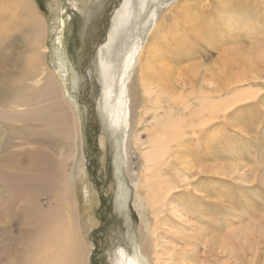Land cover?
<instances>
[{
	"label": "rangeland",
	"instance_id": "1",
	"mask_svg": "<svg viewBox=\"0 0 264 264\" xmlns=\"http://www.w3.org/2000/svg\"><path fill=\"white\" fill-rule=\"evenodd\" d=\"M34 1L48 22L44 60L62 83L66 102L80 117L76 186L77 212L87 245L82 255L85 264H112L114 250L121 248L130 262L148 264L140 249L142 238L163 259L170 257V248L173 261L169 264H264V0H145L135 33L141 45L152 42L149 38L156 18L162 21L166 16L163 21L169 37L161 42L156 56L164 61L156 66L168 68L166 79L172 84L173 97L204 88L226 92L231 80L249 96L244 104H235L225 116L220 115V121H212L207 130L197 135L187 130L184 144L173 149L174 164L186 177L170 172L178 187L163 207L153 205L147 188L137 182L143 166L139 154L133 151L129 158L124 152L121 131L126 122H110L101 100L97 48L123 0H74L77 7L71 0H58L56 11L49 7L55 0ZM153 8L156 16H148ZM196 21L203 28L186 32ZM174 34L176 38L170 36ZM11 47L16 56L5 57L15 60L0 69L3 92V83L12 84L25 68L22 52L28 47L20 33L10 39L3 53ZM218 122L221 125L216 126ZM9 126L15 132L10 129L6 141L13 144L21 135L16 129L19 123L0 121V133ZM140 134L146 137L145 131ZM26 140L10 151L52 143L54 150L59 145L51 138L27 135ZM129 164L131 174L126 172ZM7 165L0 158V167ZM40 200L48 207L47 194L41 193ZM24 222L17 211H0L3 235L16 238ZM12 244V254H19L15 240ZM24 248L25 244L20 245Z\"/></svg>",
	"mask_w": 264,
	"mask_h": 264
},
{
	"label": "bare ground",
	"instance_id": "2",
	"mask_svg": "<svg viewBox=\"0 0 264 264\" xmlns=\"http://www.w3.org/2000/svg\"><path fill=\"white\" fill-rule=\"evenodd\" d=\"M59 1L55 0L49 7L56 11ZM71 1V5L76 6V2ZM145 2H121L112 15L106 37L98 44L97 56L103 81L101 100L107 117L115 124L119 120L126 122V128L121 131V140L125 137L124 152L129 158L133 151L139 154L143 166L142 176H138V170L139 178L135 173L134 177L147 188L153 205L163 207V201L178 187L170 172L177 173L178 178L186 177L184 171L174 164L173 149L184 144L187 130L193 135L207 130L212 121L219 120L220 115L225 116L231 106L244 104L249 96L248 91L230 79L226 92L204 88L192 95L173 97L169 91L170 87L173 89L172 84L166 79L168 71L165 69L168 68L166 65L156 66L164 61L162 56L156 55L162 47L161 42L169 37L167 22L163 21L166 16L162 17L163 22L156 18L149 38L152 42L141 45L135 33V21L140 17ZM156 14L153 8L148 16ZM168 17L171 18L169 15L167 20L170 19ZM17 20L25 24L20 25ZM47 28L48 22L39 14L34 0H0V69L5 68L8 62L12 65L10 61L15 60L11 59L16 56L14 47L3 53L15 34L20 33L28 47L22 52L26 59L20 77H15L12 84L3 83L4 92V88H0V93H4L0 95V121L19 123L16 129L22 135L12 144L6 141V136L9 138L10 129L15 132L14 128L9 126L0 133V158L11 168L0 167V194H3V197L0 196V199L3 198L0 200V211H17L25 220L14 239L3 235L5 231L1 230L0 264H85L82 255L87 245L82 237L79 210L77 212L80 203L76 186L80 117L66 102L62 83L44 60L48 50ZM202 28L196 21L185 30L193 32ZM170 36L176 38V34ZM133 69L137 71L135 78ZM134 109H137L136 118ZM215 125L221 124L218 122ZM139 126H143L140 130L146 132L145 138H142ZM27 135L30 139L34 136L38 139L51 138L59 145L53 150V143L51 149L46 144H36L33 148H22L12 153L11 146L27 141ZM51 159L54 163L49 165ZM126 172H131L130 164ZM41 193L48 195V207H43ZM160 210V214L164 213L163 209ZM90 220H87L88 223ZM143 239L140 249L148 264H169L173 261L170 248L167 251L170 257L163 259L161 253L153 251L151 244L148 241L144 243ZM13 240L19 254H12ZM23 244L26 248L20 249ZM152 244L156 246L153 241ZM112 256V264H140L132 259L130 262L122 248L115 249Z\"/></svg>",
	"mask_w": 264,
	"mask_h": 264
}]
</instances>
